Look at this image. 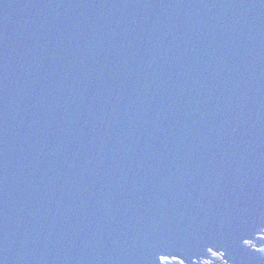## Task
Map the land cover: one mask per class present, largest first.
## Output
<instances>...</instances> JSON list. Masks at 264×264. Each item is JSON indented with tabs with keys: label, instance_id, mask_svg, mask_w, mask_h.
I'll return each mask as SVG.
<instances>
[{
	"label": "water",
	"instance_id": "1",
	"mask_svg": "<svg viewBox=\"0 0 264 264\" xmlns=\"http://www.w3.org/2000/svg\"><path fill=\"white\" fill-rule=\"evenodd\" d=\"M262 240L264 0H0V264Z\"/></svg>",
	"mask_w": 264,
	"mask_h": 264
},
{
	"label": "rangeland",
	"instance_id": "2",
	"mask_svg": "<svg viewBox=\"0 0 264 264\" xmlns=\"http://www.w3.org/2000/svg\"><path fill=\"white\" fill-rule=\"evenodd\" d=\"M210 256L203 260L202 264H226L225 260L218 253H210ZM171 264H181V260H170L168 261Z\"/></svg>",
	"mask_w": 264,
	"mask_h": 264
},
{
	"label": "trees",
	"instance_id": "3",
	"mask_svg": "<svg viewBox=\"0 0 264 264\" xmlns=\"http://www.w3.org/2000/svg\"><path fill=\"white\" fill-rule=\"evenodd\" d=\"M260 243H263L264 244V240H262V242H260ZM259 243V244H260ZM222 257H225L222 253H219ZM179 264V263H178ZM218 264H220V263H218Z\"/></svg>",
	"mask_w": 264,
	"mask_h": 264
},
{
	"label": "bare ground",
	"instance_id": "4",
	"mask_svg": "<svg viewBox=\"0 0 264 264\" xmlns=\"http://www.w3.org/2000/svg\"><path fill=\"white\" fill-rule=\"evenodd\" d=\"M209 256H210V255H209ZM209 256H208V257H209ZM208 257H207V258H208ZM205 259H206V258H205ZM180 260H181V259H180Z\"/></svg>",
	"mask_w": 264,
	"mask_h": 264
}]
</instances>
